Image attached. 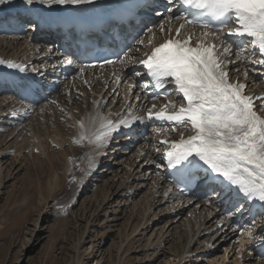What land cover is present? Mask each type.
<instances>
[{
	"label": "bare ground",
	"instance_id": "bare-ground-1",
	"mask_svg": "<svg viewBox=\"0 0 264 264\" xmlns=\"http://www.w3.org/2000/svg\"><path fill=\"white\" fill-rule=\"evenodd\" d=\"M101 1L102 0H92L91 3H81L76 5H47L44 4L42 0H35L32 5L26 4L25 0H6V2L0 3V61H3V63H0V69H6L9 67V64L15 63L25 70L34 71L36 80L39 84L45 87V94L49 96L52 95L51 99L57 100V105L55 107H52L49 104H43L42 107L34 108L39 106L44 100L41 102L30 101L23 99L21 95L11 93L6 88L0 90V122H4L5 126L8 127V130L7 128H3L5 133H2L3 135L1 134L0 136V155L9 152L10 156L13 155L11 156V165H15L17 162V156L15 154L21 153L30 145V143L36 144L38 151H44V153L49 151L48 149L45 150L43 147L45 145L42 143L46 137L48 142L51 145H54L52 148L56 153L69 158L68 163L72 169L75 168L79 160L82 158L81 165L77 167L76 171L82 176H85L84 180H86V182L89 181L90 174L94 176V179L91 181H97L99 175L105 180L107 173L113 174V179L111 178L106 182L105 186L107 187V194H105L101 201H99L100 206L103 202L105 203L102 204L104 206L110 204L108 200L109 196H112V200L122 199L125 202H128L129 199L132 200L136 198L139 193L147 187L144 185L143 175L147 176V179L145 180L146 182L148 179L154 178V176L152 177L153 171L149 172V167L150 165H155L161 174H159L154 181L150 182V194L145 196L143 203L140 202V205L142 204V206H140L141 218L132 229V234L136 232L139 226L150 222L152 218L156 216V210H159V213L163 211L162 213L165 215L163 216V225L158 229L160 230L159 237H161V239L156 240L155 243H149L154 235V232H152L147 239V247H150L149 249L152 247H160L162 243L164 244L171 232L168 230L169 228L177 225L180 226L179 229H181L180 222L181 220L184 221V218H186L188 222L186 225L184 222L182 223L183 226L181 231L186 233L187 230L185 229V226L189 225V228L192 231V238H195L198 235L200 236L205 230L213 229L215 224L221 223V228L226 231L223 232L224 237H218V239L215 240L216 242L226 241L233 232L229 231V229L238 225L240 230H243V234L237 238L239 244L235 245V249L238 248L237 255L240 256L237 264H264V252H260L261 242L254 243L251 241L253 244L257 245L255 252L252 251L251 254L249 252L245 253L244 250L242 251V249L246 247V244L249 243L247 237H251L249 232L246 234V238L243 237L246 231V228L243 226L249 225L251 218L243 213L236 203L226 199L220 194L216 195V191L208 194L210 195L208 200H201L196 198L182 199L170 190L169 174L172 170L167 164L165 152L172 141L179 140L181 134H183L184 138H187L193 134L192 131L190 129L185 130V128L179 127L172 122L162 120L154 123L147 122V116L145 115L148 113L149 109L153 108V105H155V110H159L161 106L168 104L169 101L174 102L177 106L184 103L182 94L176 89H172V99H158V96L152 92L148 82L144 81L143 66L140 63V61L146 59L152 46L160 43L168 35H170L171 38H174L175 29L180 23H183V20L178 18L181 17V14L177 11L178 5L175 0H172L171 2L174 3V8H171V12L166 15V18L160 20L158 26H156V20H153V25L148 27V23H151L152 21L147 22L146 20L141 19L138 20V24L133 25V27L129 29V32L123 36L126 41L127 52L124 58H131L130 63L126 65L122 64L124 62L123 59L122 62H119L118 64L116 63V65L107 66L102 68V70H83L75 67L77 75L72 76L70 74L64 76L63 74H60L58 76L60 70L59 65L66 64V60H72L71 64L76 66V62L78 61V57L71 56V54H74L71 49L72 44L63 42L60 34L62 29L57 28L54 30L52 29L53 26L48 27V29L41 28V30L34 35V39H36L35 41L30 42L28 40L31 31L37 27L36 23H31V17L34 15L43 13L46 14L47 18H50L55 12H61L70 7L82 11L97 10L98 7H100ZM150 2L156 6V9L164 7L163 3H169L168 0H150ZM149 6H151V4ZM53 18H55V16ZM162 25L164 28L163 32H161ZM21 28H26L28 30L25 35L19 32L15 34L12 33ZM203 32L204 31L199 32L194 30L187 33L185 32L184 26L180 35L181 38H184L191 34V45L195 46L199 39H203ZM123 33L125 32L123 31ZM137 33H146V38L136 42L138 39L135 34ZM153 33H156L155 38H152L151 36ZM217 35L221 37L220 40L215 39L213 35H209L207 40L210 43L216 44L219 52H222V47H220L222 42L224 46H230L233 49L231 55L223 57L227 65L226 71L228 72L230 82L245 84V95L252 97L264 96V78H261L262 74L264 76V65H260L256 62L259 60L257 53H250L247 49L243 51L239 39L232 42V40H229V36L225 33ZM131 39L133 42L131 45H128L127 42ZM56 40L57 43L54 45ZM249 43L250 42H248V44ZM136 45H138V49L134 48ZM141 45H144V48H142ZM242 57L253 60L254 63H256L255 65H252L251 70L247 69V65L241 60ZM133 66H137V68L135 69L136 73L130 81L128 78V71ZM123 67H125L127 71H125ZM257 67L260 71L256 70ZM245 72L248 73L247 76H245ZM2 73L3 72L0 70V78H2ZM231 77L233 78L232 81ZM237 79H239V81ZM259 79H262V83H259ZM82 82L86 84H83ZM51 83L56 84L57 88L54 92L49 93L48 88ZM64 83V87L69 88L68 92H66L68 93V96H66V98H57L56 93ZM129 85H133V87L129 89ZM95 86L96 90L93 91ZM110 98H112L110 103H104L106 100L108 102ZM133 99L134 101L131 103V100ZM262 103H264V101H256L258 111ZM88 109H90L89 112ZM39 110L44 113L43 116L38 114ZM85 111L88 112L86 117L84 116L86 113ZM26 113L34 115H32L27 123L20 126L19 122L26 120ZM260 114L264 115V112H260ZM143 116H145V118L142 119ZM100 117H104L106 120H111L114 123L121 119L128 118L131 121V126H121L118 131L112 134V137L106 143L98 144L95 141L94 134L100 127ZM139 123H142L143 128L139 129V127H137L131 132L133 125ZM81 124L83 127H81ZM9 128H11V130H9ZM148 128H151V136L149 138L140 136L142 134L141 132L146 131ZM157 128L164 129L165 131L157 132ZM43 133H45V136L42 135ZM81 135L85 136L82 140L80 139ZM120 135L123 136L120 137ZM134 135L136 143H143V146H139V148H142L145 151L143 157L138 155V150L133 155V162H129L127 157L119 156L126 153L123 150L119 151L118 155L115 153L114 158L109 157V153H106L109 146H115L112 150L116 151L121 145V142L130 143L131 140H134ZM74 139H78V142L85 144L86 147L83 149V154L76 144L71 143V140ZM161 141H168L169 143H161ZM51 145H49V149ZM149 146L153 149L156 148L157 151H151V149L148 148ZM121 147H126V145ZM158 152L160 154H158ZM49 153L50 152H48V154ZM106 154H108V158H98V156H104ZM4 156L5 155L0 156V173L2 172L3 165L8 161ZM136 162L141 164L140 171L135 170L138 166L134 168ZM101 164L103 166H113L112 169H122L126 171V175L123 177V180L120 181L121 183L115 192H112L111 190H114L115 188L114 185L116 183H114V179L117 178V175L114 176L116 173L110 168L98 169V166ZM57 180L59 181V177L55 176L54 183L52 182L54 185L51 184L50 189L53 188V186V189H56ZM132 184L135 186H132ZM50 191H52V189ZM110 191L111 193H109ZM110 202L111 204L114 203L113 201ZM136 205H138V202ZM232 208L235 209L233 213L238 214L237 217L226 215V210L229 211ZM221 210L224 212L222 213ZM148 214H152L153 217L151 220L143 222V219ZM260 214V212H257L254 217H260ZM177 226L173 228L176 230L178 229ZM148 227L149 226L146 228ZM206 227H208V229ZM144 230L145 229H143V231ZM146 230V233L150 232L149 229ZM263 232L264 230L258 232V236H263ZM214 235L215 234H213V236ZM181 239L187 240V235L183 236L182 233L179 236V241ZM133 240L135 239H132L131 241ZM183 249L184 244H182L181 253L174 256L179 260V263L182 262V259L184 258L181 256L182 253L185 252ZM247 250L250 249L247 248L246 251ZM185 253L187 255L192 254L189 249H187ZM239 256H237V258ZM172 264L176 263L172 262Z\"/></svg>",
	"mask_w": 264,
	"mask_h": 264
},
{
	"label": "rangeland",
	"instance_id": "rangeland-1",
	"mask_svg": "<svg viewBox=\"0 0 264 264\" xmlns=\"http://www.w3.org/2000/svg\"><path fill=\"white\" fill-rule=\"evenodd\" d=\"M163 6L161 7L162 10L159 11L161 18L154 19L156 22L166 18L169 13L168 9H173L175 5L174 3H163ZM19 30H16L15 33L19 32L25 35L28 31L26 28ZM151 35L154 36L152 38H155L156 33ZM145 38L146 33L144 35L141 33V37H137L136 42ZM54 43L56 45L57 40ZM134 48L138 49L139 47L136 45ZM128 59L129 62L125 65L130 63L131 58ZM241 60L247 65L248 70H251L252 65L256 64L253 60L244 57ZM123 68L127 71L125 67ZM136 68L137 66H133L128 71L129 75H127L130 81L136 73ZM256 70L260 71L258 67ZM73 75H77V72H74ZM261 76L264 78L263 74ZM237 80L239 81V79ZM259 83H262V79H259ZM64 86L65 83L58 89L57 98L68 96L66 92L69 88ZM95 90L96 86L93 88V91ZM51 97L52 95L49 96L50 101L42 102L34 108L42 107L43 104L55 107L57 100H52ZM112 98L104 103H110ZM133 101L134 99L131 100V103ZM89 111L90 109H88ZM38 112V114L44 115L41 110ZM88 112L84 114L85 117ZM25 115L26 120L19 122L20 126L27 123L34 114L26 113ZM141 124L139 123L138 126L141 127ZM3 128L8 130L5 123L0 122V136L5 133ZM150 130L151 128H148L145 131L147 134L140 136L149 138L151 136ZM42 135L45 136V133ZM122 136L120 135V137ZM133 138L134 140H131L130 143L121 142L116 151L112 150L115 146H110L106 153H109V157L114 158L115 153L118 155L119 151L123 150L126 153L119 156L127 157L129 162H133V155L137 150L138 155L143 157L145 151L139 148L140 145L143 146V143H136L135 135ZM45 139L46 137L42 142L45 145L43 147L49 151L45 153L38 151L36 144L30 143L21 153L15 154L17 156L15 165H11V156L13 155L10 156L9 152L1 154L5 155L4 157L8 161L3 165L0 173V264H170V262L171 264L172 262L176 264H237L240 256L237 255L238 248L235 249V245L239 244L237 238L241 236V231L238 228H230L229 231H233L232 235L226 241L216 242L218 237H224L223 232L226 231L221 228V223L215 224L213 229L205 230L200 236L192 238L189 225L185 226L186 233L181 231L182 223L184 222L186 225L188 222L184 218V221L181 220L180 222L181 229L177 225L178 229L176 230L173 228L176 226L168 229L171 232L164 244L162 243L163 245L149 249L147 239L152 232L154 235L149 243H155L156 240L161 239L158 229L163 225V216L165 215H163V211L159 213V210H156V216L152 218L153 215L148 214L143 222H147L151 218L152 220L139 226L136 232L132 234V229L141 218L140 206L142 204L140 205V202L143 203L145 196L150 194V182L161 174L157 166H148L149 172L153 171L152 177L154 176V178H150L146 182L147 176L143 175L144 185L147 187L136 198L125 202L122 199L112 200V196H109V203L111 204L110 201L114 203L104 206L102 205L105 204L103 202L100 206L99 201L107 194L106 182L111 178L113 179V174L107 173L105 180L99 175L97 181H91L94 176L90 174L89 181L86 182L85 176L76 171L77 167L81 165L82 155L75 168L72 169L68 163L69 158L56 153L52 148L54 145ZM71 143L76 144L83 154V149L86 147L84 143L78 142V139L71 140ZM49 145H51L50 149ZM125 145L126 147H121ZM148 148L151 151H157L151 146ZM48 152L50 153L48 154ZM105 157L108 158V154ZM137 162L134 168L138 166L135 170L140 171L141 164ZM99 168H110L116 173L114 174V176L117 175V178L114 179L115 188L111 190L115 192L121 183L120 181L126 175V171L112 169L113 166H103L102 164L98 166ZM55 176L59 177V181L57 180L56 189H53V186L52 191H50L51 184L54 185ZM132 186L135 185L132 184ZM137 202L138 205H136ZM231 210L232 212L235 211L233 208ZM226 211L229 212L230 210ZM221 212L224 211L221 210ZM232 212H229L227 216H238ZM147 226L149 227L146 228ZM206 228L208 229V227ZM143 229L145 230L143 231ZM146 229H149L150 232L146 233ZM182 233L183 236L187 235V240L181 239L179 241V236ZM213 234L215 235L213 236ZM132 239L135 240L131 241ZM182 244H184L183 250L186 252L189 249L192 254L187 255L183 252L181 256L184 258L179 263V260L174 256L181 253ZM248 245L249 247L246 249L250 250L246 251L244 248L242 251L250 254L252 251L255 252L257 246L253 248L254 245ZM237 256L239 257L237 258Z\"/></svg>",
	"mask_w": 264,
	"mask_h": 264
},
{
	"label": "snow or ice",
	"instance_id": "snow-or-ice-1",
	"mask_svg": "<svg viewBox=\"0 0 264 264\" xmlns=\"http://www.w3.org/2000/svg\"><path fill=\"white\" fill-rule=\"evenodd\" d=\"M6 0H0V3ZM35 0H25L32 5ZM47 5H65L91 3L92 0H42ZM169 3L172 0H168ZM188 9L203 10L223 25L233 20L236 27L230 29L228 36L238 38L243 44L245 38L251 39L254 49L262 57L257 63L264 65V0H179ZM171 12V9H168ZM184 20L175 29L176 36L166 39L154 47L146 59L140 61L152 78L156 87H162L170 79L176 90L182 94L184 103L177 106L169 101L155 110V105L148 110V118L172 122L179 127L190 129L192 135L172 141L165 152L170 166L176 168L181 177L193 166L190 158H198L211 173L212 181H219L220 195L230 201L238 202L240 194L251 200L264 202V103L259 111L256 101H264V96L245 95L246 85L231 83L227 65L223 59L232 54V47L224 46L222 52L217 45L208 42L213 35L220 40L210 23H201L207 29L202 33L195 46L191 45V34L181 38L185 24H197L198 18ZM161 31H164L163 25ZM151 42V41H149ZM112 63V61H107ZM3 63V61H0ZM71 64L72 60H66ZM10 67L15 65L10 64ZM248 73L245 72V76ZM133 85H129L131 89ZM100 127L94 134L98 144L106 143L112 134L123 127H130L128 118L118 122L100 117ZM81 127L83 125L81 124ZM176 130V129H173ZM157 132L164 129L157 128ZM85 137L81 135L80 139ZM161 143H169L161 141ZM261 207H264L262 203ZM249 230V235H251Z\"/></svg>",
	"mask_w": 264,
	"mask_h": 264
}]
</instances>
